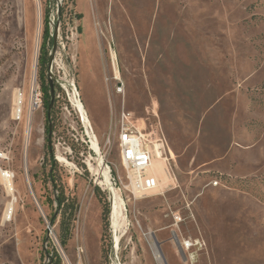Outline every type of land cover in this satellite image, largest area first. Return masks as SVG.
Listing matches in <instances>:
<instances>
[{
    "label": "rangeland",
    "instance_id": "obj_1",
    "mask_svg": "<svg viewBox=\"0 0 264 264\" xmlns=\"http://www.w3.org/2000/svg\"><path fill=\"white\" fill-rule=\"evenodd\" d=\"M53 16L49 146L39 57ZM121 111L146 134L153 159L163 145L156 193L137 189L122 166ZM0 154L17 197L7 220L13 195L0 174V264H165L154 237L167 264H264V0H0ZM98 159L122 201L117 250ZM173 230L200 248L184 258Z\"/></svg>",
    "mask_w": 264,
    "mask_h": 264
},
{
    "label": "built area",
    "instance_id": "obj_2",
    "mask_svg": "<svg viewBox=\"0 0 264 264\" xmlns=\"http://www.w3.org/2000/svg\"><path fill=\"white\" fill-rule=\"evenodd\" d=\"M58 6V5H57ZM57 7V16H58ZM59 20V16H58ZM48 24L50 27V36L52 38L54 27L56 26L55 16L48 17ZM113 67H115L113 65ZM117 79V75L114 69V76ZM19 96H21L20 89L17 90ZM33 106L39 107L41 104V94L36 89L33 93ZM16 119H21L22 113L19 109L14 112ZM144 134L133 124L131 113L121 111L118 116V133L117 142L119 147V156L122 166L127 170L130 180L133 185L141 191L147 193H156L159 188V181L151 171L153 154L145 146ZM3 154H0L2 157ZM173 226L177 227L182 221V217L179 214H173ZM51 229V227H50ZM48 230V232L50 231ZM173 243L177 251L184 257L189 258L191 256V250L200 248L201 243L197 239L185 238L179 232L173 230Z\"/></svg>",
    "mask_w": 264,
    "mask_h": 264
},
{
    "label": "bare ground",
    "instance_id": "obj_3",
    "mask_svg": "<svg viewBox=\"0 0 264 264\" xmlns=\"http://www.w3.org/2000/svg\"><path fill=\"white\" fill-rule=\"evenodd\" d=\"M97 40V39H96ZM111 57H112V63L115 66V53L111 52ZM77 91V90H76ZM15 111L17 112L19 109L21 110V113L24 114V94L21 91V96L18 95V93H16L15 95ZM71 100H72V104L73 106L76 108V110L78 111L80 118L82 120V122L85 124L86 126V133L90 134L91 136V148L100 155V148L98 145V140L97 137L94 135V133H90V124H89V119L87 117L86 114V107H85V103L82 100V98L78 99V97L76 96L75 92L74 94L71 93ZM27 112V111H26ZM144 134V133H143ZM145 138H146V134H144ZM147 142V138L145 139ZM148 144V143H147ZM163 145L162 144H155L153 147V151H154V159L152 161V166H151V171L156 174V176H158V172L156 170V165L159 159H161L163 157ZM57 159L61 162H68L63 156L61 155H57ZM155 160V161H154ZM155 162V163H154ZM98 168H99V173L101 174V176L103 177L102 179V183L107 185V188L109 190V195H110V215H109V219H110V226L111 229L113 231V236H114V243H115V249H118V242H119V237H120V230H122V228H124V214H123V206H122V201L121 198H119V196L117 195V193L115 192V189L110 185V176H109V170L108 167L104 166V164L102 163L101 159H98ZM1 176L3 177L5 184H6V189L7 191L12 194L11 196V200L9 201L6 211H5V219H11L14 211H15V204L17 201V197H16V192H15V186H13L12 184V180H11V175L9 174V172L7 171H1ZM124 205V204H123ZM126 223V222H125ZM156 257L159 259H161L160 254L156 251L155 252Z\"/></svg>",
    "mask_w": 264,
    "mask_h": 264
},
{
    "label": "trees",
    "instance_id": "obj_4",
    "mask_svg": "<svg viewBox=\"0 0 264 264\" xmlns=\"http://www.w3.org/2000/svg\"><path fill=\"white\" fill-rule=\"evenodd\" d=\"M62 12V9H60V13L59 15L61 14ZM78 18L81 17L80 15L77 16ZM50 37V32H49V24H48V18L46 19V24H45V27H44V32H43V43H42V49H43V52L40 54V57H39V65L41 66V69L45 67V64L47 63L48 64V59L46 58V55H47V51L45 50L46 48V43L48 41ZM50 42L52 43V38L50 37ZM41 73V78L43 80H41V88H42V91L44 92V94H47V99L45 101H43V105L46 107V109L48 108L49 106V103H50V86L49 85H46V83L44 82V78H43V72L42 70L40 71ZM53 157V156H52ZM51 177H52V174H51ZM53 179V177H52ZM54 180V179H53ZM55 187H57L55 185ZM57 200V204H58V207L59 209H63L64 212L66 211V209H68V206H65L64 204V191L62 188H60L59 190V196H57L56 198ZM69 205V204H68ZM73 205L74 204H71V210L73 211ZM107 212H108V207H106L105 211H104V219L106 220V216H107ZM107 224V222H106ZM62 242L64 243L65 242V239H62Z\"/></svg>",
    "mask_w": 264,
    "mask_h": 264
},
{
    "label": "water",
    "instance_id": "obj_5",
    "mask_svg": "<svg viewBox=\"0 0 264 264\" xmlns=\"http://www.w3.org/2000/svg\"><path fill=\"white\" fill-rule=\"evenodd\" d=\"M59 11V9H58ZM56 49H57V31H53V35H52V49L50 51V54H49V58H48V82H49V86H50V103H49V106L47 108V118H48V138H49V146L51 145V142H50V138H51V133H52V124H51V115H50V112H51V107L53 105V102H54V98H55V89H54V81H53V74L51 72V68H52V63H53V58H54V55H55V52H56ZM49 151L52 153V148L50 147ZM52 226V221H50L47 225V230L50 229V227ZM154 240H155V245H156V248H157V252L160 254L161 258L163 259L164 263L167 264L166 260H165V257H164V254L161 250V247H160V244L159 242L155 239L154 237Z\"/></svg>",
    "mask_w": 264,
    "mask_h": 264
}]
</instances>
